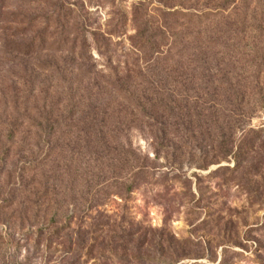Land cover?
<instances>
[{
	"label": "rangeland",
	"instance_id": "rangeland-1",
	"mask_svg": "<svg viewBox=\"0 0 264 264\" xmlns=\"http://www.w3.org/2000/svg\"><path fill=\"white\" fill-rule=\"evenodd\" d=\"M226 1L0 0L1 116L128 90L104 128L0 124V264H264V0Z\"/></svg>",
	"mask_w": 264,
	"mask_h": 264
},
{
	"label": "trees",
	"instance_id": "trees-1",
	"mask_svg": "<svg viewBox=\"0 0 264 264\" xmlns=\"http://www.w3.org/2000/svg\"><path fill=\"white\" fill-rule=\"evenodd\" d=\"M226 2L227 5L225 3L224 6L221 7V9L224 12L228 9L227 6L230 5L232 1L230 2V0H227ZM198 19L199 20L197 21L198 23L197 28L202 26V22H200L201 18ZM200 34H201L200 32L196 33L197 37L195 39L198 42H199ZM143 37L144 34L138 32V38H143ZM163 60L168 61L170 60V58L164 56ZM78 71L81 72V68ZM78 83L79 81H73V80L69 81L70 85H75ZM119 84L122 85V87L124 88V86L127 87L129 83L126 84L119 82ZM68 90L71 91L72 93L73 87L70 86ZM76 90L79 92V94L83 93V95H79L80 99L78 100L77 103L75 102L71 105H68V107H72L73 109H76V111L75 112L70 111L69 113H65V111L63 112L58 111L57 115H53V114L41 115L40 109H35L36 112L33 111L34 114L33 115L32 110L28 111L27 110L28 108L24 109L25 112L23 111L15 115H11L9 114L8 110L9 107L12 106V104L16 108H18L17 105L18 103L27 106L32 99V95H30L29 97H25V95H21L20 97L16 95L14 97L6 96L3 98V115L2 116L0 115V124L8 128L9 138L13 137L12 135L14 134L13 131L15 128H22L25 126L32 127L31 125L36 123L37 121H41V123L48 125L49 127H54L56 126V124H60V123L67 124L68 122H70L71 124L83 125L85 128H90V127L98 128L99 126L101 128H104L112 118L114 119L115 117V119H119L118 117L116 118L117 112L119 114L122 113L119 112V110L124 104L118 100L119 97H116V94L126 95L128 93V90H124V89L116 90L114 86L109 85V83L107 82L91 81L90 79L88 80V83H86V85L83 87L82 90L80 89V87H78ZM137 100L141 104L139 105L140 107H143L145 109V107L148 106L149 108L150 106L151 111L156 110L155 108L157 105H153V101L141 97H137ZM143 101L145 103H143ZM81 104L83 106L87 105V107L81 108ZM79 106H80V110H78ZM80 113H84L82 114V117H79ZM123 121H126V118Z\"/></svg>",
	"mask_w": 264,
	"mask_h": 264
}]
</instances>
